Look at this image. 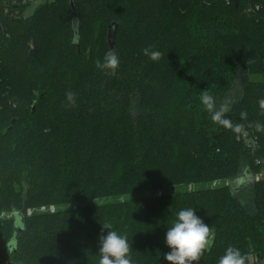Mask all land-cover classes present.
<instances>
[{"label":"trees","instance_id":"16d2710c","mask_svg":"<svg viewBox=\"0 0 264 264\" xmlns=\"http://www.w3.org/2000/svg\"><path fill=\"white\" fill-rule=\"evenodd\" d=\"M73 1L78 38L69 0L42 4L23 19L29 2L0 0V110H15L11 104L21 95L37 91L32 120L16 134L12 118V128L0 133V207L101 195L110 200L16 218L22 236L10 238L4 251L0 243V264H98L103 223L127 236L132 264H168L167 228L186 208H194L214 233L199 264H218L228 246L238 247L246 264L252 253L264 262V180L236 188L228 183L242 165L264 171V133L247 129L256 142L251 150L241 136L213 124L200 102L206 90L217 107L228 104L233 123L264 124L258 104L264 98V0ZM83 2L102 42L87 53L78 11ZM68 11L70 44L59 28ZM113 22V51L118 54L123 31L138 46L128 54L135 67L130 82L123 80L120 57L115 76L95 66L110 50L107 34V45L102 39ZM149 45L163 53L160 60L143 55ZM236 78L239 91L232 97ZM68 90L76 93L75 107L68 106ZM56 131L62 133L58 152L64 161L59 174L45 157ZM73 138L79 143L75 164L69 158ZM219 178L228 181L209 187Z\"/></svg>","mask_w":264,"mask_h":264},{"label":"clouds","instance_id":"9594fccd","mask_svg":"<svg viewBox=\"0 0 264 264\" xmlns=\"http://www.w3.org/2000/svg\"><path fill=\"white\" fill-rule=\"evenodd\" d=\"M143 55L151 61H158L163 53L154 50L149 45L142 49ZM120 60L118 54L109 50L105 53L103 60L95 61L96 68L106 74L115 76L119 68ZM65 97L69 107L76 106V93L68 90ZM203 108L210 114L213 124H217L226 130H230L237 137L246 136L247 129L254 128L258 133H264V124L259 121L250 122L247 128L244 123H233L226 114L230 111L227 103L216 105L215 98L204 90L200 97ZM261 114H264V98L258 100ZM241 121H246L248 113L246 110L240 112ZM107 230L106 235L103 230ZM214 239L212 228L204 223L203 219L196 215L194 208L181 209L176 214L175 220L167 228L165 244L170 251L164 254L168 264H199L204 253L210 250ZM99 261L98 264H132V247L127 236L113 230L111 223L102 224V234L99 237ZM246 255L238 247L228 246L225 253L219 258L218 264H246Z\"/></svg>","mask_w":264,"mask_h":264},{"label":"rangeland","instance_id":"374dc122","mask_svg":"<svg viewBox=\"0 0 264 264\" xmlns=\"http://www.w3.org/2000/svg\"><path fill=\"white\" fill-rule=\"evenodd\" d=\"M53 0H32L30 1L27 5H25L22 10V16L21 18H25L26 16H30L33 11L39 7L42 4L45 3H49ZM165 1V0H163ZM160 0L157 1V3H159ZM160 4V3H159ZM81 7L78 8L79 11V15H80V34L82 36L83 39V44L81 45V49L84 53H87L91 48H92V44H100L102 43L101 41L98 42L96 37V31L94 29V27L90 24V10H87L84 7V2L81 3L80 5ZM68 16H66L65 18V26H60V30L62 32H64V30H66L65 33V37H67L66 42L68 44H70V40H71V36L72 33L70 31V11H68ZM111 22V21H109ZM108 22V24H109ZM11 29V28H10ZM107 27H105L104 31V38L102 39V41L104 42V44H106V32ZM45 31V30H44ZM42 31V34L43 32ZM16 32H18L16 30ZM10 33V32H9ZM7 33V35L9 34ZM57 32H48L47 30L45 31V34H56ZM130 33L123 31L122 32V37L120 39V45H122L120 47V49L118 50V56L121 58L122 62H123V80H125L126 82H130L131 80V75L133 74V72L135 71V67H130L129 63L131 64V59L129 58L128 54H134L135 52H137V44L135 43V41L133 40L132 37H130ZM153 36L151 35V38ZM150 36H145L141 38V44L142 45H147V42L149 40ZM102 45V44H100ZM99 45V46H100ZM107 45V44H106ZM33 46V45H32ZM32 46H29L30 48ZM19 48V47H17ZM29 48V50H30ZM136 54V53H135ZM131 69H130V68ZM129 68V70H128ZM253 76H249V79H252ZM239 78L235 79V85H234V89H232L230 92V96L235 97L238 93V88H239ZM211 83V82H209ZM213 83V82H212ZM26 94V93H25ZM37 91H34L33 93H31V96H24L21 95L20 97V101L18 103H12L11 106L13 108H15V110H8V107L4 110H0V133L2 135L6 134V129L8 128V126L10 127L11 119L12 118H16L17 121L13 126V130L12 132H16V134L18 132H21L22 129L26 126L27 122H30V120H32V114L31 109L33 107L37 106V102L34 96H36ZM16 105V107H15ZM75 112V110H73L72 112H68L70 115H72V113ZM46 130L44 129V133H46V131H48V128L45 127ZM11 134V133H10ZM61 132H57L56 131V135H51L52 139H53V143L51 145V149L45 153V157L50 158L51 164L54 167V170H56L55 174H59L58 170H61L62 167L64 166V161L62 158V155L58 152V147L60 149V144H62L61 139L59 138V136H61ZM7 136V135H6ZM10 138H6L3 142L9 140ZM72 146L70 148V153H69V158H70V162H74L75 164V157H74V153L77 151L78 147H79V143L75 141V139H72ZM260 172H264V171H258L255 173H252V171H250L247 167L245 166H241L240 168V173L238 174V176H236L234 179H232V181L230 182L232 184L233 187H238L241 186L243 184H249L252 183L253 178L252 176H254V174L260 173ZM81 173V172H80ZM220 179V184L217 185L215 188H219L222 187L224 185V182L227 183L228 179L225 178H219ZM261 179H259L260 181ZM258 181V180H257ZM209 182V183H208ZM206 184V186L208 187L210 185V181H208ZM212 189L214 187L209 186ZM14 189L17 190L18 192H22V189L15 184L14 185ZM57 188L54 187V192H56ZM159 191H156V196L159 195ZM110 200V198L108 197H104V195L101 196H97V197H92V198H88V199H84V201L82 202L81 200H75V201H68L65 203H55L52 201H47V202H39V203H33L32 205H28V206H23L21 202L19 201L18 204H16L14 207L13 203H9L5 206H1L0 207V243H3V251L6 249V243H8L7 241L11 239H14L15 241L18 239L19 233H20V229L17 228L14 224V220L17 218L19 220H22L24 218H30L33 215H40V214H53L56 213L57 211H64V210H74V209H78L80 206H90L92 204H98V205H103L106 204V202H108ZM14 225V226H13ZM22 236V235H21ZM21 236L19 237V239L21 238ZM18 239V240H19ZM250 259V264H264V262L262 261H258L257 256H255L254 253H252L249 257Z\"/></svg>","mask_w":264,"mask_h":264},{"label":"water","instance_id":"95a60500","mask_svg":"<svg viewBox=\"0 0 264 264\" xmlns=\"http://www.w3.org/2000/svg\"><path fill=\"white\" fill-rule=\"evenodd\" d=\"M69 6H70V9H71L72 14H73L72 15L73 16L72 17V27H73V30H74V37L78 38V33H77V13H76V7L74 5V1L73 0H69ZM117 27H118V25L115 22L111 23L109 25V27H108L109 31L107 32V41H108L110 50H112L113 47H114L115 35H116V31H118ZM11 122H13V120ZM10 128H12V127L10 126ZM231 181H232V179L228 182L229 185H231V183H230ZM17 220H19V219H17ZM21 222H22V220H21Z\"/></svg>","mask_w":264,"mask_h":264},{"label":"built area","instance_id":"2783aa9c","mask_svg":"<svg viewBox=\"0 0 264 264\" xmlns=\"http://www.w3.org/2000/svg\"><path fill=\"white\" fill-rule=\"evenodd\" d=\"M32 0H23V2H30ZM258 8V5H255L254 7H248L247 11L249 10L250 11H253V10H256ZM242 139H244V142L246 143L247 147H249L251 150L255 149V146H256V142L254 141L253 138H250L248 135L246 136H241ZM253 180H264V172H260V173H257V174H254V176H252ZM218 184H220V180H213L211 182V186L212 187H215L217 186ZM189 188H191V186H189Z\"/></svg>","mask_w":264,"mask_h":264}]
</instances>
